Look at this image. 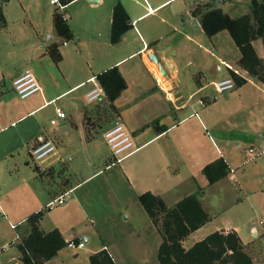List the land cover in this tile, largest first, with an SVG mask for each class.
<instances>
[{"label": "rangeland", "instance_id": "1", "mask_svg": "<svg viewBox=\"0 0 264 264\" xmlns=\"http://www.w3.org/2000/svg\"><path fill=\"white\" fill-rule=\"evenodd\" d=\"M205 1L196 9L205 10L217 3L216 7L233 17L249 12L251 2ZM71 3L62 10L57 4L49 3V0H0L5 19V27L0 28V67L4 70L15 68L19 73L25 68L33 72L37 69L42 80L50 86L49 91L43 92L45 99L72 84V78H64L59 63L45 53L41 44H45L47 36L39 37L38 30L42 33L46 29L52 30L54 9L68 13L74 11L80 2ZM71 20L69 16L66 18L69 25ZM194 38L197 42L201 38L202 44L208 48L216 46L232 66L240 68L236 61L240 51L228 30L222 29L212 36V43L201 30L194 33ZM74 43L69 41L67 46L62 47L66 55L61 62V65H68L73 71L75 66L68 49L72 52ZM252 43L258 57L264 61V37L256 38ZM189 45L194 48L188 68L199 61L200 68L210 77L228 72L223 62L209 52L202 51L203 45L200 48L192 43ZM99 47V53H102L103 45ZM95 55L94 59L98 57ZM182 59L186 61V57ZM185 68L188 69L187 66ZM49 72L51 78H48ZM246 76L245 82L236 85L237 77ZM183 78L179 73L181 86L185 82ZM232 78L235 83L232 89L217 92L213 86H209L204 91V103L180 111V114L192 111V116L178 129L190 126L201 134L207 149L213 150L212 142L206 138L210 137L224 155H229L233 177L230 178L231 172H228L218 183H209L196 189V193L212 215L211 225L236 227L244 251L253 263L264 264V154L258 153L264 150V83L246 70L235 73ZM11 82L8 78L0 80V264H25L19 259L17 245L28 228L26 218L38 210H42L39 218L42 230L60 226L65 236L84 242L82 247L65 244L55 255L40 264H90L89 254L97 249H105L115 264H161L157 257L162 239L159 229L141 206L139 194L135 195L121 176L118 165L124 162L105 168L108 157L112 159V155L102 132L92 141L84 142L86 148L78 146V150L71 148L61 154L50 153L42 160H35L30 155L31 140L35 135H53L58 132L61 120L50 123L55 106L65 114L62 121L69 123L70 118L75 121L77 108L89 102L83 91L92 83L68 90L50 104L26 113L27 106L38 105L44 100L39 92L20 98ZM184 96H187V90H184ZM204 116H209L215 122L214 129L205 121L207 127L201 132L195 119ZM218 132L226 135L228 146L218 143ZM236 143L239 146L233 148ZM250 146L256 150L255 155L245 154ZM98 169H101L99 173L87 178L93 170ZM69 185H75L71 193L57 198L51 205L46 203ZM84 236L88 237L87 241H84ZM192 240L190 235L182 245L187 248Z\"/></svg>", "mask_w": 264, "mask_h": 264}, {"label": "crops", "instance_id": "2", "mask_svg": "<svg viewBox=\"0 0 264 264\" xmlns=\"http://www.w3.org/2000/svg\"><path fill=\"white\" fill-rule=\"evenodd\" d=\"M59 1L63 5L62 10L67 9L72 4L71 2H80L74 11L70 10L68 13L62 11L66 18L69 16L72 19L70 25L67 23L73 33L72 38L62 40L55 32L53 16L55 12H59L56 9L52 12V30L46 29L43 33L38 30V35L39 37L42 35L47 36L45 44H41L45 53H48L47 49L50 44H57L61 55L58 61L60 72L64 78L71 76L72 84L55 95L49 94L50 96L45 99L43 92L49 91L50 86L46 84L48 82L42 80L37 69L35 72L31 70L42 88L40 94L44 101L38 105L27 106L26 113H31L50 104L68 90L78 89L92 83L84 89L83 95L85 96V93L93 87L90 77L95 76L96 78L97 73L112 66L118 67L126 81V87L113 101H109L106 96H103L96 101L82 104L77 108L75 121L70 118L69 123H66L62 121L63 118H60L61 126H59L58 132L53 135L38 133L32 138L30 148L35 144L39 135L53 141L55 153L57 152V154H61L64 150H71V148L78 150V146L86 148L87 145L84 142L92 141L100 132L104 137L107 128L111 124L113 125L115 119H119L132 135L134 150L125 156L121 160L124 163L118 166L120 167L121 176L126 179L129 188L135 195L150 191L159 195L168 206L173 205L188 194L195 193L197 196L196 189L209 184L207 177L202 172L203 167L217 158H222L226 162L229 172H231L230 178L233 177L229 165V155H224L223 150L214 141H211L210 137L206 138L212 142V151L205 147L200 137L201 134L196 133L190 126L186 125L184 128L182 126V129H178L181 124L188 120V117L192 116V111L188 114H180V111L191 105L204 103L206 99L204 91L209 86H213L214 81L224 77L232 78L231 71L238 74L245 71L239 64L240 57L236 60L240 67L238 69L224 58L223 52L216 46L208 48L206 44H202L201 38H198V42L195 40V32L200 30L204 32L200 23V14L203 10H198L196 7L207 1ZM116 3L122 4L126 10L129 26L122 32L116 42H112L110 40L112 9ZM172 3H174L173 6L165 9ZM214 4L218 6L217 3ZM189 17L197 19L200 28H188L186 18ZM4 27L5 25L0 28ZM219 31L212 35L204 33L212 43V36H215ZM69 41H75L73 51L71 52L68 49L75 71L71 70L68 65H61L66 55L62 47L67 46ZM189 43L198 46V48L203 45L202 51L204 53L209 52L223 62L228 72L225 75L210 77L207 72L200 68L201 63L199 61L198 64L188 68L191 65L194 48ZM100 45H103L102 53H99ZM90 47L92 48L89 49ZM95 52H98L97 55H95ZM149 53H154L157 56L158 63L149 58ZM94 55L98 57L94 59ZM182 57H186L185 62H183ZM217 68L220 67L217 66ZM18 73L19 71L15 68L4 70L0 67V80L8 78L12 81ZM179 73L185 79L182 86L178 79ZM50 76H52L51 73L48 78H51ZM244 78L247 80V76ZM184 90H187V96H184ZM56 108L58 107L55 106L54 108V117ZM23 115H20L18 119ZM88 119L91 121L89 122L91 127ZM205 121L213 129L216 127L215 122L209 116L197 117L195 122L198 127L200 126L201 132L202 129L207 127ZM202 134L205 136L204 133ZM217 134L219 135L218 143L222 142L224 147L228 146L226 135L222 132ZM238 146L239 144L236 143L233 148ZM111 160V157H108L105 168H110L115 164H110ZM51 168H53L52 165ZM100 171L101 169L93 170L87 178L96 175ZM223 177L212 183H218ZM75 185L66 186L55 198L46 203L51 205L57 198H62L64 194L71 193ZM198 199L210 215V219L190 232L182 240V243L187 242L188 237L191 235L193 237V240L190 241L191 245L194 241L215 230H234L239 236L236 227L211 225L212 215L206 210L203 200L199 197ZM53 228H57L65 240L73 239L65 236V231L60 226ZM83 239L87 241L88 237L84 236ZM10 264H13V262Z\"/></svg>", "mask_w": 264, "mask_h": 264}, {"label": "trees", "instance_id": "3", "mask_svg": "<svg viewBox=\"0 0 264 264\" xmlns=\"http://www.w3.org/2000/svg\"><path fill=\"white\" fill-rule=\"evenodd\" d=\"M200 23L207 35L222 29L228 30L240 51V66L264 83V61L258 57L252 43L254 39L264 37V0H251L249 12L234 17L216 6H208L200 14ZM53 24L62 40L72 38L73 33L62 13H54ZM4 25V15L0 9V27ZM128 26L126 10L122 4L116 3L112 9L110 40L116 42ZM47 52L55 62L60 60L57 44H50ZM231 75H235V72L231 71ZM96 78L109 101L118 97L126 87V81L117 66L97 73ZM235 80L236 85H240L246 79L237 77ZM202 172L208 182L212 183L226 176L229 167L222 158H217L207 163ZM138 199L152 223L159 229L162 239L157 257L161 264H254L234 230H215L187 248L182 245V240L190 232L210 219L195 193L182 197L171 206L150 191L140 193ZM41 216L42 210H38L27 217L28 228L17 245L19 259L25 264H40L66 244L57 228L44 231L39 227ZM89 263L115 264L105 249L91 253Z\"/></svg>", "mask_w": 264, "mask_h": 264}, {"label": "built area", "instance_id": "4", "mask_svg": "<svg viewBox=\"0 0 264 264\" xmlns=\"http://www.w3.org/2000/svg\"><path fill=\"white\" fill-rule=\"evenodd\" d=\"M49 2L57 4L60 8L63 7L59 0H49ZM62 16L66 19V15L62 14ZM90 80L93 82V87L85 93V97L87 101H96L104 96V91L95 76L90 77ZM11 83L13 90L20 98H25L35 92L40 93L42 91L34 73L29 68H25L22 72L17 74L12 79ZM213 86L217 92H223L232 89L235 86V83L231 77H224L214 81ZM64 117V112L61 109L56 108L55 117L50 119V123L54 124L58 119ZM104 138L111 150L112 160L110 164L120 162L125 156L134 150L132 135L119 119H115L113 125L104 132ZM50 153H55V145L53 141L43 135H39L35 144L30 148V155L35 160H42ZM258 153L264 154V150L259 151ZM246 154L255 155L256 150L250 146L248 147ZM65 243L69 247H82L84 245L83 240L75 241L74 239H67L65 240Z\"/></svg>", "mask_w": 264, "mask_h": 264}, {"label": "water", "instance_id": "5", "mask_svg": "<svg viewBox=\"0 0 264 264\" xmlns=\"http://www.w3.org/2000/svg\"><path fill=\"white\" fill-rule=\"evenodd\" d=\"M186 26L190 29H197L200 28V23L195 18H186ZM149 58L152 59L154 62L158 63V58L154 53H149ZM162 69V67L160 66Z\"/></svg>", "mask_w": 264, "mask_h": 264}]
</instances>
